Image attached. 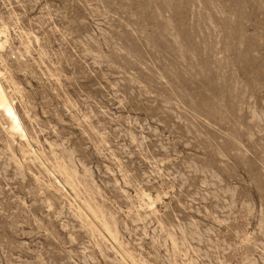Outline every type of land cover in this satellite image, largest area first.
<instances>
[{"label":"clouds","instance_id":"clouds-1","mask_svg":"<svg viewBox=\"0 0 264 264\" xmlns=\"http://www.w3.org/2000/svg\"><path fill=\"white\" fill-rule=\"evenodd\" d=\"M0 161V264H264V0H0Z\"/></svg>","mask_w":264,"mask_h":264},{"label":"rangeland","instance_id":"rangeland-1","mask_svg":"<svg viewBox=\"0 0 264 264\" xmlns=\"http://www.w3.org/2000/svg\"><path fill=\"white\" fill-rule=\"evenodd\" d=\"M60 3H61V0H52V6L54 8L56 7L57 4H60ZM33 15H34V13H33ZM45 31H47V30L45 29ZM38 37H39V34H37V39H38ZM32 46L35 47L36 44L33 43ZM53 47H56V45H53ZM13 111L15 112V110H13ZM24 135H26V134L24 133ZM14 137L17 139V143H24V141H21L19 139V135L16 132H14ZM13 153H15V155H16V160H21V159L24 158V157H22L20 155V150L17 147H15V145L13 146ZM3 165H4V162L0 161V168H3ZM17 166L18 165L15 162L11 163L10 166H8V168H7V175L9 176V178H11V176L15 174L14 173V169H16Z\"/></svg>","mask_w":264,"mask_h":264},{"label":"bare ground","instance_id":"bare-ground-1","mask_svg":"<svg viewBox=\"0 0 264 264\" xmlns=\"http://www.w3.org/2000/svg\"><path fill=\"white\" fill-rule=\"evenodd\" d=\"M4 107L7 108V107H8V104L5 103V104H4ZM14 132H16V133L19 134V135H24V133H22V131H21V126H20V125H17V126L15 127Z\"/></svg>","mask_w":264,"mask_h":264}]
</instances>
